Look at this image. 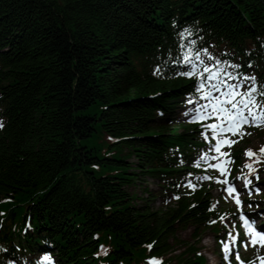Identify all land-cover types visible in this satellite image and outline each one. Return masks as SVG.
Instances as JSON below:
<instances>
[{
    "label": "trees",
    "instance_id": "1",
    "mask_svg": "<svg viewBox=\"0 0 264 264\" xmlns=\"http://www.w3.org/2000/svg\"><path fill=\"white\" fill-rule=\"evenodd\" d=\"M184 25L264 78V0H0L1 259L53 243L62 264H99L104 244L101 262L128 264L151 244L169 264L204 263L208 194L174 182L195 129L161 125L190 87L170 73ZM138 176L176 201L136 206Z\"/></svg>",
    "mask_w": 264,
    "mask_h": 264
},
{
    "label": "snow or ice",
    "instance_id": "2",
    "mask_svg": "<svg viewBox=\"0 0 264 264\" xmlns=\"http://www.w3.org/2000/svg\"><path fill=\"white\" fill-rule=\"evenodd\" d=\"M181 35H183V33H181ZM181 47H183V45H181ZM203 51L207 53V49H204ZM209 58L215 59V57L212 56H210ZM190 59L191 57H189L187 54L184 55L185 64H187ZM195 59L199 61V63L201 64L204 63V61L200 59L199 51L195 52ZM221 63H223L226 67H231L234 69H239L241 67V65L239 64H229L227 61H217L218 66ZM249 67H251V65H249ZM195 70H196L195 65H192L191 71H184L182 74L186 77H192L193 74L195 73ZM203 71L205 73H209L207 79L210 81L216 80L220 76L219 71L212 72L207 66L204 67ZM228 75L232 76L231 73H228ZM238 75L242 76L244 81L251 80L255 82L257 79L255 76H249L247 74L238 73ZM232 78L235 79V77ZM221 83H225V82L221 81ZM194 87L197 89V91H201V92L204 89V85L199 82H197L194 85ZM212 87L215 88L216 91H220V88L217 85L213 84ZM225 87L229 88L230 90L223 92L224 99L221 100L219 97H217L216 103L210 105L212 109V113L215 114L216 119L220 121V123L218 124L213 123L208 125V127L212 131L213 137L217 138V144L213 146L216 152H220L221 149V143L218 139L221 133L231 132L232 135H237V133L240 131V129H242V127L245 124H248L249 126H257V127L264 126V100H258L256 98V95H254V94H258L259 96L264 97V88L257 89L256 87L249 85L245 88L244 91H237V88L241 87V85L225 84ZM237 97H240L239 103L236 102ZM202 98L211 99V92L209 91L207 94L202 96ZM185 115H187V113H185ZM207 118H208L207 115H202L201 112L197 110L195 115L192 117V120L193 122H197L199 120H203ZM248 134L250 135L251 133ZM241 135H243V133H241ZM205 138L207 139V137ZM235 142L236 141H230V140L224 141V143L227 144H231ZM261 152L264 153V146H262ZM246 155L252 156L253 153L251 150H246ZM201 159H203V157ZM232 162L233 161H226V163H232ZM196 165L199 166V160L196 161ZM213 167L217 168L221 172V175L224 174L225 169L221 165L217 164L214 165ZM205 179H211V177H205ZM257 179H259L258 173H257ZM250 183H251L250 180H246L245 187L247 188V185ZM227 191L229 192L230 195L233 192L236 193L237 198L235 199V203L242 210L243 202L238 198L240 193L237 191L236 186L232 184L227 188ZM255 191L258 194L260 188L256 187ZM248 206L251 207L252 205L249 204ZM259 215L264 216V213H260ZM239 218L244 222V227L247 230L246 235H248L250 238L253 235L259 236L261 244L264 245V233H261L258 229L253 228L255 221H250L249 218H247L242 212ZM251 242L253 243V245H255L256 240L252 239ZM148 247L151 248V245H149ZM224 251L227 257V254L230 251L229 246L227 244L224 245ZM237 258H239L238 254H237ZM37 264H51L50 255L44 254L42 257H38ZM148 264H154V261L150 260Z\"/></svg>",
    "mask_w": 264,
    "mask_h": 264
},
{
    "label": "rangeland",
    "instance_id": "3",
    "mask_svg": "<svg viewBox=\"0 0 264 264\" xmlns=\"http://www.w3.org/2000/svg\"><path fill=\"white\" fill-rule=\"evenodd\" d=\"M176 119H180L179 116L181 115V111L177 110L176 111ZM251 140L252 143L251 145L253 147L257 146L258 140L256 137L252 138ZM96 143H87L89 146H95V147H100V148H106V145L104 144V141L101 139H96ZM257 148V147H255ZM127 150H124L122 152L123 155L127 154ZM103 154V153H102ZM136 159L134 157L127 159L126 163L130 164L132 167L136 165ZM138 173V172H135ZM139 174V173H138ZM128 192L133 195V203L136 206H144L146 203V199L152 200L148 203L149 208H152L153 210H159L162 209V203L164 201L158 197V188L155 184V181L152 179L148 178V176H138L137 180L133 185H131L128 189ZM149 195H152L153 197H148ZM192 234L191 230L187 231H179L178 232V237L179 238H184L186 240L190 235ZM199 246L201 247L202 250V255L204 256L206 263L207 264H218L217 260V254L215 250V244L214 240L212 239V236L210 233H205L203 237L201 238L199 242ZM167 258V257H166Z\"/></svg>",
    "mask_w": 264,
    "mask_h": 264
}]
</instances>
